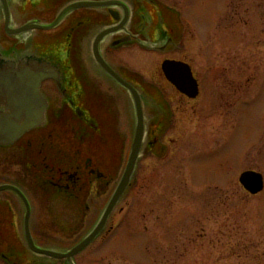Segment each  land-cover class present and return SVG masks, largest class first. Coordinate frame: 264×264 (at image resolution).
I'll return each mask as SVG.
<instances>
[{"label": "rangeland", "instance_id": "1", "mask_svg": "<svg viewBox=\"0 0 264 264\" xmlns=\"http://www.w3.org/2000/svg\"><path fill=\"white\" fill-rule=\"evenodd\" d=\"M163 1L184 24L182 44L201 81L197 110L176 117L168 160L143 151L105 229L73 263L264 264V190L251 196L239 183L245 171L264 178V0ZM157 58L143 55V78L171 92L156 73ZM121 100L128 151L135 115L130 97L122 94ZM117 183L115 178L99 195L94 187L91 211H48L34 200L31 229L38 245L65 252L79 243ZM19 205L17 226L3 228L12 238L0 243V264H68L26 249Z\"/></svg>", "mask_w": 264, "mask_h": 264}, {"label": "flooded vegetation", "instance_id": "2", "mask_svg": "<svg viewBox=\"0 0 264 264\" xmlns=\"http://www.w3.org/2000/svg\"><path fill=\"white\" fill-rule=\"evenodd\" d=\"M69 6L75 8L52 27ZM183 26L163 0H0V66H13L27 75H49L39 85L46 104L43 122L15 144L0 146V185L18 188L33 211L35 200L48 211L81 212L93 209L89 202L94 201L95 186L99 195L112 180L121 178L136 128L135 117L126 151L121 95L127 94L133 108L134 104L129 91L102 69L96 52L140 97L145 126L140 156L145 150L156 161L168 160L170 145L175 143L169 132H174L177 116L197 108L201 89L182 44ZM106 32L110 33L98 40ZM126 53L135 59L120 56ZM144 54L159 57L156 73L160 71L171 92L145 81ZM166 60L191 68L197 97L180 93L166 80L161 70ZM0 111H5L4 102ZM102 148L108 149L110 157ZM0 194H4L0 197L1 243L12 238L3 234V228L17 226L15 211L21 201L14 192Z\"/></svg>", "mask_w": 264, "mask_h": 264}, {"label": "water", "instance_id": "3", "mask_svg": "<svg viewBox=\"0 0 264 264\" xmlns=\"http://www.w3.org/2000/svg\"><path fill=\"white\" fill-rule=\"evenodd\" d=\"M89 6L90 5H88V7ZM73 8L75 7H70L67 11H70ZM23 31L24 29L19 32ZM97 58L102 68L111 77L128 89L135 104L137 128L125 173L96 228L87 238H85L79 245L68 253H57L40 249L35 246L28 225L30 209L25 202L27 211L24 231L28 247L37 254L57 260L65 259L69 263H71L72 257L84 250L103 229L108 216L130 182L144 135L142 106L137 92L120 80L98 56ZM0 68V103L4 102L5 108L4 112L0 111V146H8L18 141L24 134L43 122L46 104L44 99L40 96L39 85L49 75L45 73H31L30 75H27V73L23 72L22 69L16 70L13 66H8V69L7 66L2 65ZM162 71L166 79L181 93L188 95L190 98H195L197 96L198 85L187 65L178 62L166 61L162 64ZM239 183L243 189L252 196L258 195L264 188L262 175L253 171L244 172L239 178ZM6 189L11 188L3 187L0 188V191ZM11 190L16 191L15 189Z\"/></svg>", "mask_w": 264, "mask_h": 264}, {"label": "bare ground", "instance_id": "4", "mask_svg": "<svg viewBox=\"0 0 264 264\" xmlns=\"http://www.w3.org/2000/svg\"><path fill=\"white\" fill-rule=\"evenodd\" d=\"M27 36V34L24 35V38Z\"/></svg>", "mask_w": 264, "mask_h": 264}]
</instances>
